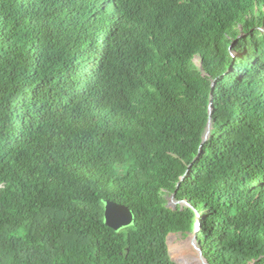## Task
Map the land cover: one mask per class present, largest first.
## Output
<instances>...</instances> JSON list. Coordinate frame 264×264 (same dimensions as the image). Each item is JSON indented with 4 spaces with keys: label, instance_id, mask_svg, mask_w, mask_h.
I'll return each mask as SVG.
<instances>
[{
    "label": "trees",
    "instance_id": "trees-1",
    "mask_svg": "<svg viewBox=\"0 0 264 264\" xmlns=\"http://www.w3.org/2000/svg\"><path fill=\"white\" fill-rule=\"evenodd\" d=\"M194 231L264 264V0H0V264H177Z\"/></svg>",
    "mask_w": 264,
    "mask_h": 264
},
{
    "label": "rangeland",
    "instance_id": "rangeland-1",
    "mask_svg": "<svg viewBox=\"0 0 264 264\" xmlns=\"http://www.w3.org/2000/svg\"><path fill=\"white\" fill-rule=\"evenodd\" d=\"M179 205L189 206L185 201H176L175 197L173 196L168 199L167 206L169 208L176 209V207ZM195 232L196 231H194V234L179 233L169 235L168 246L172 260L179 264H200V253L196 250V248L193 247V240L198 246Z\"/></svg>",
    "mask_w": 264,
    "mask_h": 264
},
{
    "label": "water",
    "instance_id": "water-1",
    "mask_svg": "<svg viewBox=\"0 0 264 264\" xmlns=\"http://www.w3.org/2000/svg\"><path fill=\"white\" fill-rule=\"evenodd\" d=\"M211 112H212V105L210 106V113ZM210 132H211V125L209 124L204 141H206L209 138ZM104 204H105L104 218L107 227L113 229L114 231H120L121 229L129 227L133 224L134 216L132 211L128 207L124 205H118L111 201H105ZM193 247L196 248V250L200 253L199 256L200 264H208L207 260L202 255L201 249L196 245L194 240H193Z\"/></svg>",
    "mask_w": 264,
    "mask_h": 264
},
{
    "label": "clouds",
    "instance_id": "clouds-1",
    "mask_svg": "<svg viewBox=\"0 0 264 264\" xmlns=\"http://www.w3.org/2000/svg\"><path fill=\"white\" fill-rule=\"evenodd\" d=\"M198 226H199V224H198ZM196 228H197V226H196ZM199 229H200V226H199ZM199 229H198V231H199Z\"/></svg>",
    "mask_w": 264,
    "mask_h": 264
},
{
    "label": "bare ground",
    "instance_id": "bare-ground-1",
    "mask_svg": "<svg viewBox=\"0 0 264 264\" xmlns=\"http://www.w3.org/2000/svg\"><path fill=\"white\" fill-rule=\"evenodd\" d=\"M198 257V256H197Z\"/></svg>",
    "mask_w": 264,
    "mask_h": 264
}]
</instances>
